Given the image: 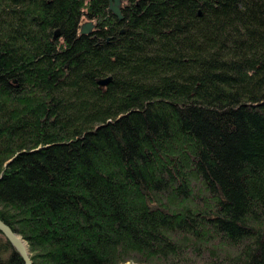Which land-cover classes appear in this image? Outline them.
<instances>
[{"label":"trees","instance_id":"trees-1","mask_svg":"<svg viewBox=\"0 0 264 264\" xmlns=\"http://www.w3.org/2000/svg\"><path fill=\"white\" fill-rule=\"evenodd\" d=\"M120 14L0 0V220L31 264H264V0Z\"/></svg>","mask_w":264,"mask_h":264},{"label":"water","instance_id":"water-1","mask_svg":"<svg viewBox=\"0 0 264 264\" xmlns=\"http://www.w3.org/2000/svg\"><path fill=\"white\" fill-rule=\"evenodd\" d=\"M108 9L110 12L115 15L118 19L122 17L120 14L121 0H107ZM92 29L91 21H85L79 25V33L90 32ZM54 36L58 35V30H54ZM108 78L99 79L98 83L105 84L107 83ZM0 233L8 240L10 244L15 248V250L21 255L22 264H31V259L29 252L27 250V244L23 238L17 232H14L11 227L6 223L0 220Z\"/></svg>","mask_w":264,"mask_h":264},{"label":"rangeland","instance_id":"rangeland-1","mask_svg":"<svg viewBox=\"0 0 264 264\" xmlns=\"http://www.w3.org/2000/svg\"><path fill=\"white\" fill-rule=\"evenodd\" d=\"M122 264H137L136 262H132V261H126V262H124V263H122ZM144 264V263H143Z\"/></svg>","mask_w":264,"mask_h":264}]
</instances>
